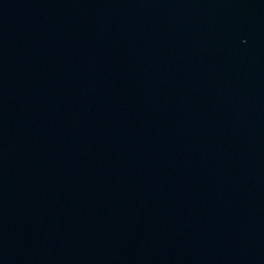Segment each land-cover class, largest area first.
<instances>
[{"label": "water", "instance_id": "obj_1", "mask_svg": "<svg viewBox=\"0 0 264 264\" xmlns=\"http://www.w3.org/2000/svg\"><path fill=\"white\" fill-rule=\"evenodd\" d=\"M0 264H264V0H0Z\"/></svg>", "mask_w": 264, "mask_h": 264}]
</instances>
